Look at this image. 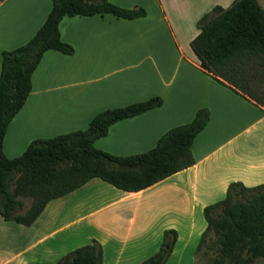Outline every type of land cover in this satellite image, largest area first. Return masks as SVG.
<instances>
[{
	"label": "crops",
	"instance_id": "crops-1",
	"mask_svg": "<svg viewBox=\"0 0 264 264\" xmlns=\"http://www.w3.org/2000/svg\"><path fill=\"white\" fill-rule=\"evenodd\" d=\"M109 1L145 13L61 18L60 37L73 50L43 52L7 125L5 155L83 129L103 109L159 95L161 105L114 121L93 144L115 155L144 152L205 107L210 115L193 139L194 163L136 191L93 177L50 199L29 225L0 214V264H52L92 239L101 244V264H137L159 248L166 228L177 232L168 259L183 255L196 250L204 206L223 197L229 182H264V61L238 62L235 85L205 69L190 45L199 19L233 0ZM50 8L51 0H0V68L2 50L27 41Z\"/></svg>",
	"mask_w": 264,
	"mask_h": 264
},
{
	"label": "trees",
	"instance_id": "trees-1",
	"mask_svg": "<svg viewBox=\"0 0 264 264\" xmlns=\"http://www.w3.org/2000/svg\"><path fill=\"white\" fill-rule=\"evenodd\" d=\"M111 13L134 18L145 13L142 7L126 8L109 0H51V8L40 27L24 43L1 52L0 68V214L6 220L31 224L47 202L81 186L93 177L118 188L143 189L194 163L191 145L209 120V110L197 109L193 118L170 127L149 150L115 155L93 142L106 134L114 121L136 115L162 104V97L106 108L97 112L83 129L34 139L17 156L3 151V138L11 118L31 90V76L43 52L56 49L71 53L72 46L59 34L65 15ZM199 32L190 45L201 65L238 85V62L256 57L264 61V8L258 0H233L215 5L198 21ZM261 99V101H263ZM30 203L25 206V198ZM206 226L196 250H215L212 264H245L264 255V182L245 185L233 180L220 199L204 206ZM177 232L163 230L159 248L137 264H163L170 255ZM99 241L79 245L52 264H101ZM30 264H43L33 262Z\"/></svg>",
	"mask_w": 264,
	"mask_h": 264
},
{
	"label": "rangeland",
	"instance_id": "rangeland-1",
	"mask_svg": "<svg viewBox=\"0 0 264 264\" xmlns=\"http://www.w3.org/2000/svg\"><path fill=\"white\" fill-rule=\"evenodd\" d=\"M25 206L30 203V198H25ZM215 250L211 247H204L200 250H185L183 255H176L165 261L163 264H212ZM169 257V256H168ZM245 264H264V255H256L250 258Z\"/></svg>",
	"mask_w": 264,
	"mask_h": 264
}]
</instances>
